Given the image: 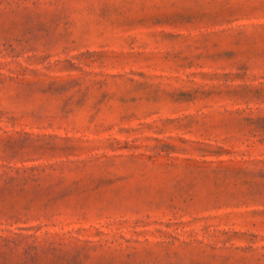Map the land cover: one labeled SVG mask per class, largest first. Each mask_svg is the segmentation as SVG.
I'll use <instances>...</instances> for the list:
<instances>
[{"label":"rangeland","instance_id":"374dc122","mask_svg":"<svg viewBox=\"0 0 264 264\" xmlns=\"http://www.w3.org/2000/svg\"><path fill=\"white\" fill-rule=\"evenodd\" d=\"M0 264H264V0H0Z\"/></svg>","mask_w":264,"mask_h":264}]
</instances>
